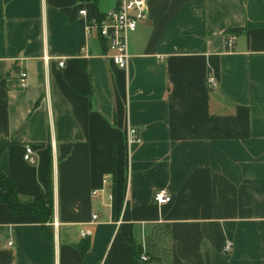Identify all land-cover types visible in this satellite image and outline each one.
Listing matches in <instances>:
<instances>
[{"label": "crops", "instance_id": "obj_1", "mask_svg": "<svg viewBox=\"0 0 264 264\" xmlns=\"http://www.w3.org/2000/svg\"><path fill=\"white\" fill-rule=\"evenodd\" d=\"M116 4L0 0V172L34 200L50 162L54 193L53 241L0 206V264H137L150 236L159 264H264V0H151L127 70L79 15Z\"/></svg>", "mask_w": 264, "mask_h": 264}, {"label": "built area", "instance_id": "obj_2", "mask_svg": "<svg viewBox=\"0 0 264 264\" xmlns=\"http://www.w3.org/2000/svg\"><path fill=\"white\" fill-rule=\"evenodd\" d=\"M150 1L151 0H117L116 6L104 13L101 18L92 15L90 16L85 10L79 12V15L86 21L87 35L91 36L93 33H97L107 45L109 58L122 70L128 69L131 57L128 50V38L131 34L135 33L138 30L139 25L145 21ZM226 44L229 49L232 48V36H227ZM59 66H64L63 60L59 62ZM26 77V73H21L20 82L23 87L26 86ZM207 82L210 87H215L217 85L216 80L212 75L208 77ZM129 135L131 137L129 144L139 142V139L137 138L138 131L136 129H130ZM33 155V149L27 147L24 160L30 164H34L35 159ZM154 201L158 205L163 206L171 202V197L165 190H157L154 193ZM96 218L97 216H94V220ZM90 236V231H81L82 238H89ZM9 246L12 247L13 242H9ZM141 246L142 252L139 261L141 263H146L148 261L146 242L144 241ZM233 246V241L227 240L224 246L225 253H230Z\"/></svg>", "mask_w": 264, "mask_h": 264}, {"label": "trees", "instance_id": "obj_3", "mask_svg": "<svg viewBox=\"0 0 264 264\" xmlns=\"http://www.w3.org/2000/svg\"><path fill=\"white\" fill-rule=\"evenodd\" d=\"M92 16H96L97 18H101L103 14L94 13ZM236 33L239 30H235ZM51 163L49 162L48 166L45 170L46 175V189L44 194L37 199H24L19 196L17 193V182L10 176L5 175L0 172V206H6L9 211L15 217H37L42 226V232L45 238L53 241V234L48 231L47 225L51 223L53 216V206H54V198H53V184H52V173H51ZM162 234L168 235L170 233V225H165L162 228ZM158 239L155 236L147 237L146 242V250L148 255V261L146 263H141L139 261L140 255L142 252L141 244H136L134 240H131V244L135 250V259L137 264H159L161 263V259L163 257V251L158 246ZM90 248V242L85 241L82 242L79 250L82 255V259L86 258L87 252Z\"/></svg>", "mask_w": 264, "mask_h": 264}, {"label": "rangeland", "instance_id": "obj_4", "mask_svg": "<svg viewBox=\"0 0 264 264\" xmlns=\"http://www.w3.org/2000/svg\"><path fill=\"white\" fill-rule=\"evenodd\" d=\"M114 1H115V0H106V4L111 6V5H113ZM165 255H166V254H165ZM163 264H166V261H165V263H163Z\"/></svg>", "mask_w": 264, "mask_h": 264}]
</instances>
